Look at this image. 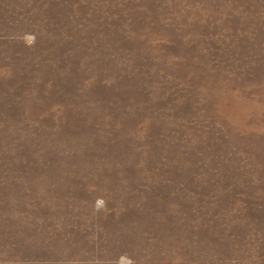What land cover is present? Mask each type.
I'll return each mask as SVG.
<instances>
[{
    "label": "rangeland",
    "instance_id": "1",
    "mask_svg": "<svg viewBox=\"0 0 264 264\" xmlns=\"http://www.w3.org/2000/svg\"><path fill=\"white\" fill-rule=\"evenodd\" d=\"M0 264H264V0H0Z\"/></svg>",
    "mask_w": 264,
    "mask_h": 264
},
{
    "label": "clouds",
    "instance_id": "2",
    "mask_svg": "<svg viewBox=\"0 0 264 264\" xmlns=\"http://www.w3.org/2000/svg\"><path fill=\"white\" fill-rule=\"evenodd\" d=\"M34 37H27V42L29 45H31L34 42Z\"/></svg>",
    "mask_w": 264,
    "mask_h": 264
}]
</instances>
